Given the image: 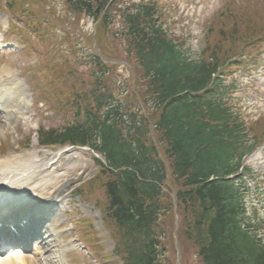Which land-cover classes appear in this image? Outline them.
I'll return each mask as SVG.
<instances>
[{
  "label": "trees",
  "instance_id": "1",
  "mask_svg": "<svg viewBox=\"0 0 264 264\" xmlns=\"http://www.w3.org/2000/svg\"><path fill=\"white\" fill-rule=\"evenodd\" d=\"M150 16V10L143 8L128 17L129 34L143 32L148 26L146 19L151 20ZM152 30L151 36L155 34L156 38L148 43V50H140V56L146 61L145 53L149 51L146 69L149 73H154L153 84L160 96L159 105L168 103L158 129L162 138L171 142L174 153L178 154L174 156V176L182 181V196L187 195L186 198L191 204L200 199L205 203L200 211L199 222L195 224L198 234L195 239L203 264H264V251L257 255L252 243H244L245 238L240 231L236 202L229 183H205L212 176H223L224 172H220V169L224 166L226 168V161L218 151L219 147L214 145L212 133L207 132L208 128L198 122V116L194 115L192 107L184 106L183 102L185 92L199 89L208 80L207 73L202 74L205 67L200 69L199 66H180L176 61L177 55L170 48V42L160 37L158 29ZM153 61L159 62L163 67L154 70L153 65H150ZM197 72L202 76L195 78ZM184 77L191 81L186 82ZM180 94L182 99L175 100ZM206 148L210 153H206ZM120 150L121 152L118 149L113 152L115 162L124 163L132 169L126 172L122 188L115 194V200L122 203L124 216L129 218L124 223L129 225L128 229L136 227L141 232L146 230L147 233L154 222L144 212L145 196L155 193L157 187L153 181L155 178L162 180L164 172L159 169L160 163L157 162L153 147H129ZM133 152L140 154L128 159V155ZM149 154L152 156L149 157ZM140 250L141 248L137 253H132L130 264H154L153 247L144 248L141 253Z\"/></svg>",
  "mask_w": 264,
  "mask_h": 264
},
{
  "label": "rangeland",
  "instance_id": "2",
  "mask_svg": "<svg viewBox=\"0 0 264 264\" xmlns=\"http://www.w3.org/2000/svg\"><path fill=\"white\" fill-rule=\"evenodd\" d=\"M169 2V0H167ZM167 2V3H168ZM178 2L180 4V7L182 10L184 9L183 4L188 5V15L189 17L184 18L180 14H175L171 9H168V15H170V21L173 23L174 27L176 28L178 36H181L183 34L188 39V45L191 46V48L196 51L200 52L203 50H207L208 54L212 53L213 46L215 47H222V53L228 52L226 56L231 55L232 50H237L238 47L241 45L242 40H244L247 37V32L251 33L252 28L255 27L256 19L254 17V13H251L250 10H242L243 8L238 5L237 3L233 4L230 3V1L225 2L224 0H173L170 4H174ZM4 3L6 1L4 0ZM169 5V4H168ZM253 18H252V16ZM252 18V19H250ZM14 17L11 16V20H13ZM237 25V27L235 26ZM249 28V30L245 31V27ZM236 32V33H235ZM99 44L101 47H103L107 53L109 58H115L117 60L116 66L112 69V74L110 78L115 82V84L120 87H126L127 88V95L125 96V99L130 103H135L136 100L134 98L133 90L135 91L139 88V74L141 72L140 69H133L131 67L130 63H134L133 58H128L124 52V47L122 42L115 40L111 34H101ZM177 38V37H176ZM251 38V35L250 37ZM247 38V39H249ZM246 39V40H247ZM211 43V44H210ZM237 46V47H236ZM236 47V48H235ZM123 65V66H121ZM2 126H7L6 129H9V131H16V137L20 141L26 140L28 137L25 135V131L30 130V134L34 133L35 131L30 128L26 130L25 127H18L16 123L13 121H0V140L6 139L7 132L2 131ZM33 145L30 147L29 155L30 157L22 158L19 163L26 167L27 169H30L31 173L34 171V169L37 168L38 162L34 156ZM23 156V155H20ZM74 165H80L85 166L84 173L85 178H89L90 176L97 173L96 167L94 164L87 161V164L85 162H78L77 158L68 157L66 159V156L60 161L58 164V171H52L50 173H53V176L56 177L60 174H63L65 170L68 172L73 169ZM7 164L2 165L0 167L1 172H6L7 170ZM38 170V169H37ZM34 175L40 173V172H33ZM49 173H44L43 175H39L36 179V182L34 184L43 185L45 182H51V179L53 178H46L43 179L44 175H48ZM73 175V174H69ZM90 175V176H89ZM70 179L74 180L72 181V185H76L78 182L81 181L76 180L72 176H70ZM82 180V179H81ZM84 181V180H83ZM27 182V181H25ZM67 193V192H66ZM66 195V194H65ZM172 196V195H171ZM173 199V197H172ZM77 203L74 201L72 206L73 209L76 208V214L77 216L83 215L81 210L75 206ZM175 205V204H174ZM264 207V203H262ZM89 210V209H88ZM183 223V224H182ZM98 226L100 224H97ZM166 229H169L170 232L173 234L176 242L178 251L180 252V258L181 262L180 264H199V258L197 257V254L195 252V248L193 245L186 241L184 237L182 236V226L184 225V220L181 222V217H174L172 221H170V224H166ZM106 254H109L111 245L109 241L106 242ZM172 244V242H171ZM173 246V244H172ZM78 261V260H77ZM76 261V262H77ZM174 264H179L174 263Z\"/></svg>",
  "mask_w": 264,
  "mask_h": 264
},
{
  "label": "bare ground",
  "instance_id": "3",
  "mask_svg": "<svg viewBox=\"0 0 264 264\" xmlns=\"http://www.w3.org/2000/svg\"><path fill=\"white\" fill-rule=\"evenodd\" d=\"M6 264H10V263H6Z\"/></svg>",
  "mask_w": 264,
  "mask_h": 264
}]
</instances>
